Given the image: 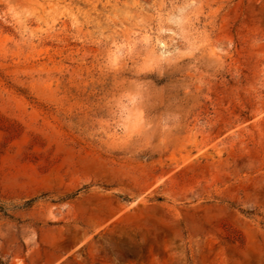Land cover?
<instances>
[{
	"label": "rangeland",
	"instance_id": "obj_1",
	"mask_svg": "<svg viewBox=\"0 0 264 264\" xmlns=\"http://www.w3.org/2000/svg\"><path fill=\"white\" fill-rule=\"evenodd\" d=\"M0 116L5 264H264V0H0Z\"/></svg>",
	"mask_w": 264,
	"mask_h": 264
},
{
	"label": "trees",
	"instance_id": "obj_2",
	"mask_svg": "<svg viewBox=\"0 0 264 264\" xmlns=\"http://www.w3.org/2000/svg\"><path fill=\"white\" fill-rule=\"evenodd\" d=\"M7 122L5 121V119L3 117L0 116V123L1 122ZM8 123V122H7ZM6 125V124H5ZM9 125H12V124H9ZM33 199H30V200H26L25 203L22 205L23 207H27V206H30L32 203H33ZM0 211L5 213V210L3 209L2 206H0ZM0 264H5V262H3L2 260H0Z\"/></svg>",
	"mask_w": 264,
	"mask_h": 264
}]
</instances>
